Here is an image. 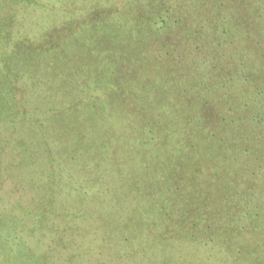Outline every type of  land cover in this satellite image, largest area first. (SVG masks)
<instances>
[{
	"label": "trees",
	"instance_id": "trees-1",
	"mask_svg": "<svg viewBox=\"0 0 264 264\" xmlns=\"http://www.w3.org/2000/svg\"><path fill=\"white\" fill-rule=\"evenodd\" d=\"M11 2L31 14L25 28L17 10L0 12L1 129L23 116L19 72L40 75L47 55L80 59L65 70L77 95L46 100L43 144L38 126L15 123L0 145V170L26 171L22 190L38 196L36 224L79 165L63 192L80 201L78 220L92 211L96 226L78 234L89 264H264V0ZM86 100L82 131L99 146L83 138L72 151L70 124L60 135L52 118ZM17 132L37 139L28 156ZM3 247L0 264H53Z\"/></svg>",
	"mask_w": 264,
	"mask_h": 264
},
{
	"label": "rangeland",
	"instance_id": "rangeland-1",
	"mask_svg": "<svg viewBox=\"0 0 264 264\" xmlns=\"http://www.w3.org/2000/svg\"><path fill=\"white\" fill-rule=\"evenodd\" d=\"M16 6L18 5L12 6L11 0H0V12L6 10L5 14H10L11 12H14V10H17L20 12L19 14L24 19V22L26 21L28 23L27 17H30L29 14H31V11L28 12L26 6L23 7L22 5H19V9H15L14 7ZM10 9L11 11H9ZM69 16V14L64 13L63 18L67 19ZM26 22L23 23L25 28L28 27ZM98 47H103V45H99ZM41 59L44 65L42 64V69L39 71L40 75H32L30 79L27 80L29 73L19 72V75L21 76L20 81L15 86L17 89L16 102L17 109H19V112H21L23 116L21 120L14 122L13 125L18 123L21 126H25L30 129L38 126L40 129L39 133L41 134L42 131V134L44 135L46 133V113L44 114L47 104L46 100L50 99L51 95L58 97L65 96L68 93L77 95V91H75L77 86L75 81L76 79H72L70 76L65 75V70L69 71L71 68L77 66L80 59L69 58L68 61H63L59 57H54L53 55L43 56ZM26 64V61H23L22 64L18 63V68H21V66L26 67ZM22 76L26 77H23L22 80ZM78 80L79 86L82 90L90 88L85 77H80ZM73 83L75 84V87H72ZM89 96L91 95H87V97ZM58 100L59 98L56 99V101ZM82 102L81 106H70L64 110L65 112L63 110L56 112V118H52L54 122L57 123L56 128L60 135L62 134L63 125L59 123L70 124V133L67 136V139L72 142V149H69L72 151H74L73 148L80 144L78 143L80 139L83 141V138H85L89 144L88 149H96L97 146H99L98 136L93 133L84 135V131H82L84 126L80 118L86 109L85 106L87 104V100ZM58 107L62 106H57L56 108ZM79 119L80 121H78ZM13 125L10 124L11 128H9V131L8 128H0V145L7 142V133L12 134L13 136ZM74 135H77L78 139L75 138ZM44 137L45 135L43 137L40 135V138H38L39 144H43L44 141L42 138ZM14 139L22 140V144L24 143L28 145L29 148L26 152L27 156L30 151L33 150L34 143L37 141L36 139L31 143V137L25 135V133L21 134V132H17L15 134L14 138H12V142H16ZM84 146L87 147L86 144ZM78 148L80 149V145ZM78 148H76V150ZM40 155H42V153ZM1 168H4L2 164H0V169ZM80 168H83V166L81 167L76 165L73 167H66L60 176L64 185L60 183V195H58V202L54 204V214L47 217L48 222L45 227L38 226L36 224L38 220L37 216L29 213V211H32L33 208L37 207L38 203L36 198H38V196L34 195V192L31 189L32 187L27 193L22 190L23 185H21L19 177L26 179V171L16 170L14 172L11 171L6 173V171L4 172L0 170V215L3 216V214H5L9 217L8 220L3 219L5 224H3L0 219V252L3 251L4 253H8V248L5 250L3 247V244L6 242L9 244L10 249L11 247H14L15 244L21 243L22 246L27 247L39 256L42 255L45 257L52 254L51 257H49V262H53V264H80L81 262H87L88 259L86 255H83L85 254L84 250H78L79 245L84 244L83 241H79L81 235L78 234L81 232V229L86 231L89 230V228L93 229L96 226V224H93L94 220L91 221L88 218V215L90 216L92 211L85 212L87 218L85 217L84 219L82 218L81 220H78L76 215L80 214L81 211L84 212L80 201L78 200L76 203L74 201L71 202L69 199L64 197V195L67 194L63 192V190L69 191L68 189L73 186L72 177L76 178L77 173H80L82 170H80ZM10 178L14 179L16 183H11L13 180H9ZM95 211L101 212L102 210L95 209ZM63 212L66 213L61 215ZM99 212L96 214L98 215ZM74 224L78 227V233H75ZM8 227H11V229H9L11 232H9ZM1 260L0 256V261Z\"/></svg>",
	"mask_w": 264,
	"mask_h": 264
}]
</instances>
